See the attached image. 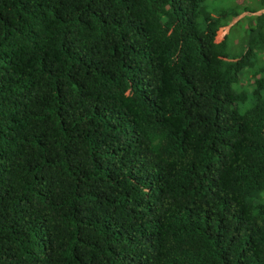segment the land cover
Returning a JSON list of instances; mask_svg holds the SVG:
<instances>
[{"label": "trees", "instance_id": "obj_1", "mask_svg": "<svg viewBox=\"0 0 264 264\" xmlns=\"http://www.w3.org/2000/svg\"><path fill=\"white\" fill-rule=\"evenodd\" d=\"M204 1L0 0V264H264V67Z\"/></svg>", "mask_w": 264, "mask_h": 264}, {"label": "rangeland", "instance_id": "obj_2", "mask_svg": "<svg viewBox=\"0 0 264 264\" xmlns=\"http://www.w3.org/2000/svg\"><path fill=\"white\" fill-rule=\"evenodd\" d=\"M203 7L223 26V35H227L224 47L227 61L241 57L248 50L252 51L251 66L241 71L239 82L234 86L250 96L252 77L264 67V0H205ZM199 27L203 28L202 20H199ZM217 37L215 40L219 41ZM251 105L252 98L249 97L239 105V111L244 112Z\"/></svg>", "mask_w": 264, "mask_h": 264}, {"label": "crops", "instance_id": "obj_3", "mask_svg": "<svg viewBox=\"0 0 264 264\" xmlns=\"http://www.w3.org/2000/svg\"><path fill=\"white\" fill-rule=\"evenodd\" d=\"M226 32H227V30H226ZM220 38H221V37H220ZM220 38H219V41L221 40Z\"/></svg>", "mask_w": 264, "mask_h": 264}]
</instances>
